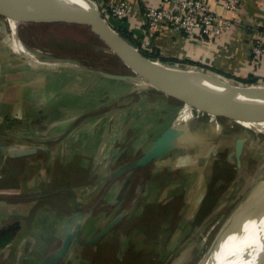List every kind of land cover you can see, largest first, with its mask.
Returning a JSON list of instances; mask_svg holds the SVG:
<instances>
[{
  "label": "crops",
  "instance_id": "0c3cea01",
  "mask_svg": "<svg viewBox=\"0 0 264 264\" xmlns=\"http://www.w3.org/2000/svg\"><path fill=\"white\" fill-rule=\"evenodd\" d=\"M93 1L99 8L107 2L128 3L126 17L107 18L111 27L129 34L143 51L176 61L206 66L243 56L264 31V0H240L236 13L222 0H202L210 10L235 20L216 42L167 25L147 26L144 11L160 0ZM5 20L8 35L15 33L17 27ZM8 35L0 34V65H11L0 72V264H45L58 255L56 263L87 262L88 253L104 244L107 235L124 234L121 225L130 214L138 221H154L143 235L149 240L147 234L165 226L158 218L168 217L170 224L174 215L178 225L186 213L199 211L209 187L218 186L217 155L227 144L234 156L241 154V137L228 134L234 141H226L208 119L217 135H198L191 99L164 91L141 95L121 84L126 89L117 92L119 98L102 105L99 94L88 95L90 89L76 71H63L66 79L59 81L56 67L17 64L67 63L66 55L40 47L37 53L36 45L15 34L14 55L6 49ZM233 45L239 52L226 54ZM19 69L24 71L18 79ZM209 114L195 116L215 118ZM7 115L6 124L14 117L22 124L3 126ZM90 182L96 193L81 197ZM104 230L96 243L86 244Z\"/></svg>",
  "mask_w": 264,
  "mask_h": 264
},
{
  "label": "rangeland",
  "instance_id": "374dc122",
  "mask_svg": "<svg viewBox=\"0 0 264 264\" xmlns=\"http://www.w3.org/2000/svg\"><path fill=\"white\" fill-rule=\"evenodd\" d=\"M34 7L32 6V9ZM40 9L46 11L43 8ZM5 13L8 16H5ZM29 13L31 14V7L27 6L0 7V34L3 35L2 37L4 38L8 35L6 18L8 19L7 23L13 25L15 24L16 17ZM36 17H44V14H38ZM31 22L32 20L24 21V23L17 26L14 34L18 40L26 41L20 34H18L20 37L17 36V29L19 33L20 29L23 30ZM234 22L235 20H232L230 23V30L234 27ZM73 29L76 33L82 31L78 25ZM31 36L34 42L32 44L47 50L61 52L66 57H74L78 61L84 60L85 63L77 65L72 63L73 61L67 63L58 61L17 62L22 67L32 65L37 67L39 65L56 67V69H60L61 71L59 81L66 79L65 74L67 72L62 73L63 71H76L79 75H82L81 80L86 85L84 87L90 89H88V95L93 97L94 94H99V97H101L99 102L102 105L111 99L119 98L117 92H123L126 89L120 87L121 84L128 85L130 89H138L141 95H147L148 93L151 95L149 91L143 89L141 79L136 75L134 70L122 61L118 55L107 48L102 41V47H96V45L89 43L82 44V42H85L82 39L81 44L79 42H59L50 39L41 30ZM124 38L144 55L153 60H157V62L160 61L168 68L182 72L194 70L203 76L219 78L235 85L264 84V51H262L264 49V43L261 46V54L258 56H254L255 54L252 51L253 43L250 50L243 56L241 54L237 57L228 56L224 59L220 58L216 62H211V65L205 66L197 61L191 60L176 61L169 57L161 60L153 57L150 52L146 53L143 51L138 43L130 41L128 37ZM219 39H222V37L218 39L212 38L211 41L216 42ZM227 50L229 52L227 51L226 54H233V51L236 53L239 52L234 49V45L227 47ZM1 64L0 72L2 71L5 74L6 66L9 65L10 67L11 65ZM18 71L19 79V75L24 70L19 69ZM114 73L125 74L130 77L127 80H121L117 83L115 79L110 77ZM250 76L254 80L246 82ZM52 78V76H49V79ZM2 81L4 82V80ZM0 88H3V85H0ZM195 100L191 98L194 104L192 106L193 119H195V123L197 124L196 128L198 132L200 131L198 135L202 133L200 137L208 136L205 132L209 128L206 123L207 121L213 123V126L217 125L218 128L224 125L231 127L233 125V130L230 134L232 135L234 133L233 135L236 137H241V154L234 156L229 152L230 148L228 146L229 144H227L224 152L217 155L219 165L217 166V173L215 172L214 177L218 182V186L216 188L209 187L201 202V208L197 213H186V217L181 222L179 221L178 225L175 222L178 219L174 215L170 224L168 217L166 219H163L164 217L158 218L157 221L164 220L165 226L163 228L157 227L155 231L147 234L146 236H148L149 240H145L143 235L146 234L145 230L149 228L150 222L154 221L149 217L138 221V218L132 217V214H130V219L128 218L129 220H126L127 222L123 225H121L122 223L120 224L123 226L122 232L124 234L121 235L114 232L111 235H107L103 240L104 244H100L101 246L97 247L93 253L89 252L87 262L81 264H198L206 256L207 248H215L218 243V238L225 228H230L252 203L250 202V197H252L251 190L259 178L264 175V124H258V122L252 120L244 121L236 112L240 111L250 115L257 110L234 102H208V104H211L209 109L212 107L221 108L224 110V113L222 116L219 115L211 119L202 117V120L195 116L196 112H200L199 107L201 105L195 102ZM8 117V115L2 117L3 126L8 127L9 124L15 125V123L22 124L23 122L21 119L16 121L14 117L12 118L13 123L6 124L5 122L9 120ZM231 137L226 134L223 138L233 143L234 139ZM174 214L176 215V213ZM55 264L67 263L57 262Z\"/></svg>",
  "mask_w": 264,
  "mask_h": 264
},
{
  "label": "water",
  "instance_id": "95a60500",
  "mask_svg": "<svg viewBox=\"0 0 264 264\" xmlns=\"http://www.w3.org/2000/svg\"><path fill=\"white\" fill-rule=\"evenodd\" d=\"M3 6L31 7V14H26L28 18L25 21L63 19L67 16L65 13L67 10L81 11L89 20L93 31L100 37L103 44L118 55L122 61L134 70L141 80L145 81L154 90L178 95L188 100L192 98L204 103L234 102L254 108L257 111H264V88L257 85H235L212 77L210 81L189 79L185 74L176 75L174 72L168 71L167 67L160 61L158 62L163 66H159L156 63L157 60L144 55L127 41L121 33L111 27L93 0H0V7ZM32 6L43 8L46 11H40L32 15ZM38 14H44V17H36ZM5 16H8V14L5 13ZM17 36L20 37L18 29ZM110 77L115 80H127L130 76L114 73ZM241 144L242 142L239 141V150H241ZM104 234L105 230L86 241V244L96 243ZM59 257L58 255L50 258L47 261L48 264H55Z\"/></svg>",
  "mask_w": 264,
  "mask_h": 264
},
{
  "label": "bare ground",
  "instance_id": "6f19581e",
  "mask_svg": "<svg viewBox=\"0 0 264 264\" xmlns=\"http://www.w3.org/2000/svg\"><path fill=\"white\" fill-rule=\"evenodd\" d=\"M40 11L43 10L34 7L32 9V15H35ZM27 18V15L16 17L14 24L15 27L23 23ZM7 40V51L17 55L16 49L14 48V32L8 35ZM38 47L39 46L35 47L34 51L40 53L41 51ZM64 61L68 62V57L64 59ZM70 61H73V63H76L77 65L83 64L84 62L83 60L78 61L74 57ZM156 63L159 66H163L157 61ZM167 69L172 73L174 72L176 75L185 74L189 77V79L201 81L211 80L210 76H203L194 70H186L182 72L173 68L167 67ZM257 86L264 88V84ZM210 106L211 104H208L207 102L201 104L199 109L203 113H211L209 114L210 116L216 117L223 115L224 111H220L223 109L215 108L211 112L209 111ZM236 114L240 115V118L244 121L252 120L258 122V124H264V111H256L250 115L237 111ZM232 127L224 125L214 129H219L220 133L218 131V135L224 136L232 132ZM214 129L208 128V135H217V133H214ZM251 196L250 202L252 203L245 209V212L233 223L230 228H225L218 238L217 246L211 249L207 248L206 256L200 263L198 262V264H264V175H262L254 184L251 190Z\"/></svg>",
  "mask_w": 264,
  "mask_h": 264
},
{
  "label": "built area",
  "instance_id": "2783aa9c",
  "mask_svg": "<svg viewBox=\"0 0 264 264\" xmlns=\"http://www.w3.org/2000/svg\"><path fill=\"white\" fill-rule=\"evenodd\" d=\"M222 1L225 2L230 12L236 13L238 11L240 0ZM160 2L157 6L150 5L146 7L144 11V23L149 27L162 24L177 28L183 33L195 34L210 39L221 38L231 29L229 25H231L232 20L210 10L202 0H160ZM96 6L106 21H108V17L123 19L130 12V7L125 1L107 2L103 8H99L97 4ZM253 43L252 51L255 54L254 56H258L261 54V46L264 43V31L259 32V36ZM141 83L143 89L149 91L151 95L156 91L148 86L145 81L141 80ZM94 189V183L90 182L79 195L81 197L88 194L93 195L96 193Z\"/></svg>",
  "mask_w": 264,
  "mask_h": 264
},
{
  "label": "trees",
  "instance_id": "16d2710c",
  "mask_svg": "<svg viewBox=\"0 0 264 264\" xmlns=\"http://www.w3.org/2000/svg\"><path fill=\"white\" fill-rule=\"evenodd\" d=\"M65 13L67 16L63 19H53L51 21H38V20L35 22L32 21L23 30L20 29L19 34L23 38H25L24 40L30 43H34L32 41L33 37L31 35L37 34V32L41 30L45 32L50 39H54L59 42H75V43L79 42L81 44L82 40H84L85 42H82V44L89 43L96 45V47H102L101 46L102 42L100 37L93 31L89 20L85 17V15L81 11L73 9V10H67L65 11ZM76 25H78V27H80L82 31L76 33V31L73 29L76 27ZM121 34L124 37H128L132 42L138 43L137 41L132 40L129 34L124 33L123 31H121ZM151 55L153 57L164 60V58H160L155 53H151ZM83 63H85V61ZM88 63H92V62L89 61ZM253 80L254 78L250 76V78L246 82L249 81L251 82Z\"/></svg>",
  "mask_w": 264,
  "mask_h": 264
}]
</instances>
